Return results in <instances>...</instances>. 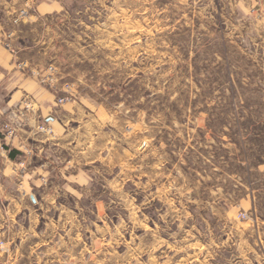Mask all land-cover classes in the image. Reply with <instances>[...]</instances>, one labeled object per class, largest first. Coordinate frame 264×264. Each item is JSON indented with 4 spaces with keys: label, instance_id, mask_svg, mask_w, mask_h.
Instances as JSON below:
<instances>
[{
    "label": "rangeland",
    "instance_id": "1",
    "mask_svg": "<svg viewBox=\"0 0 264 264\" xmlns=\"http://www.w3.org/2000/svg\"><path fill=\"white\" fill-rule=\"evenodd\" d=\"M51 1L11 45L71 86L61 143L0 179L39 183L40 260L264 264V0Z\"/></svg>",
    "mask_w": 264,
    "mask_h": 264
},
{
    "label": "crops",
    "instance_id": "2",
    "mask_svg": "<svg viewBox=\"0 0 264 264\" xmlns=\"http://www.w3.org/2000/svg\"><path fill=\"white\" fill-rule=\"evenodd\" d=\"M53 2L51 0H0V31L9 30L16 33V25L38 18L55 9L56 3ZM20 8H27L29 15L20 18L18 14ZM260 10L261 18H263L264 4ZM20 50L18 49L17 52ZM16 58L17 56H13L0 44V110L6 114L15 113L23 108L24 100L30 102L26 110L20 109L22 114L18 120L21 124L17 136L10 140L0 134V147L3 149L0 152V179L6 176L11 180L15 175L18 177L19 173L12 165L17 164L18 157L22 155L26 146H29V142L33 146L49 140L56 144L57 142L54 141L56 138H53V135L58 132L60 138L58 141L61 143L63 126L57 115L60 106H56V94L52 89L57 84V79L51 86L41 83L29 70L17 68ZM38 124L50 125L52 132L38 130ZM35 167L34 164L29 169L33 171ZM31 174L25 173L23 183L11 187H7L6 183L0 180V241L8 249L6 252L0 249V264H45V261L40 260L39 252L51 241V236L48 237L49 234H46L48 221L42 211H39L43 193L36 189L39 183L32 180ZM47 203L55 206L60 202L51 197L45 205ZM59 218L60 216L54 221H58ZM40 222L43 223L41 226Z\"/></svg>",
    "mask_w": 264,
    "mask_h": 264
},
{
    "label": "built area",
    "instance_id": "3",
    "mask_svg": "<svg viewBox=\"0 0 264 264\" xmlns=\"http://www.w3.org/2000/svg\"><path fill=\"white\" fill-rule=\"evenodd\" d=\"M18 14L19 16H27L28 11L25 9H20ZM11 40H12L11 31L8 30L0 31V44H2L6 49L10 51V53L13 56L16 57L17 50L12 47ZM15 64L17 68L29 70V72L35 74L41 83L54 84V81L57 79L54 75L55 69L52 66H47L45 70L39 68H33V67H29L26 61L17 60V58L15 59ZM63 86L65 87L64 89L65 92H67L71 96L72 95L71 86L68 85L67 83L63 84ZM69 95L58 96L56 101L59 103L64 102L66 99L70 98ZM29 104H30L29 101L24 100L23 108L20 109L22 111L26 110L29 107ZM20 109L15 113L9 112L7 114L3 110H0V132L3 134L4 138L13 140L17 136V132L21 124L20 120H18L22 114V111ZM37 128L38 130L43 132H47V133L52 132V128L50 125L38 124ZM28 152H30L29 149L23 150V154ZM20 164H22V162H20ZM0 249L1 250L5 249L4 246L2 245V242H0Z\"/></svg>",
    "mask_w": 264,
    "mask_h": 264
}]
</instances>
